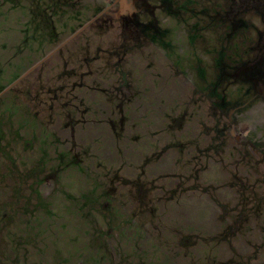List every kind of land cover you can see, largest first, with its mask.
I'll return each instance as SVG.
<instances>
[{
  "label": "rangeland",
  "instance_id": "obj_1",
  "mask_svg": "<svg viewBox=\"0 0 264 264\" xmlns=\"http://www.w3.org/2000/svg\"><path fill=\"white\" fill-rule=\"evenodd\" d=\"M104 9L0 0V118L36 131V148L17 141L15 154L29 166L43 157L51 178L40 190L62 214L35 220L30 206L0 201L22 217L11 230L27 245L42 239L14 250L7 237L0 261L150 264L122 246L124 230L139 229L178 237L176 264H264V137L237 119L264 111V0H134L127 26L98 17ZM191 198L215 205L208 226L166 232L168 208Z\"/></svg>",
  "mask_w": 264,
  "mask_h": 264
},
{
  "label": "trees",
  "instance_id": "obj_2",
  "mask_svg": "<svg viewBox=\"0 0 264 264\" xmlns=\"http://www.w3.org/2000/svg\"><path fill=\"white\" fill-rule=\"evenodd\" d=\"M9 91L4 93L8 94ZM2 94V95H4ZM43 109V105L39 106ZM24 115H33V110L21 109ZM43 114V113H42ZM39 117V116H38ZM13 117L4 116L0 118V196L6 194L5 198L0 197L1 202H8L13 204H19L24 207H31L34 212V217L38 218V215L43 214L46 218L50 220L59 217L60 214L51 203L52 198L55 194L50 196H45L41 186L47 181L48 172H46L47 167L45 162L40 158L37 163L33 164L35 166H29L24 158L18 157L15 153V142H21L24 144V152L34 150L36 148V142L31 140V136L36 134L35 130L30 131L28 136L25 134L24 125L21 122L23 118L17 119L19 122L15 121ZM38 133V132H37ZM1 165L2 168H1ZM5 168V169H3ZM23 189V190H22ZM21 191H24L22 193ZM21 192V193H20ZM24 208V209H26ZM22 218V217H21ZM21 218H17L15 215L12 219L8 217L5 212L0 213V254L4 252L3 247L8 243L7 237L11 236L12 244L14 250H17L19 246L22 248L26 246H31L35 248V243L42 239H37L33 242L25 243V236L19 233L14 227L17 228ZM29 248V247H28ZM31 248V249H32ZM35 254L24 256L26 260H22L24 264H42L44 261L41 258H35ZM68 258V257H67ZM0 264H4L0 261ZM22 264V263H21Z\"/></svg>",
  "mask_w": 264,
  "mask_h": 264
},
{
  "label": "clouds",
  "instance_id": "obj_3",
  "mask_svg": "<svg viewBox=\"0 0 264 264\" xmlns=\"http://www.w3.org/2000/svg\"><path fill=\"white\" fill-rule=\"evenodd\" d=\"M101 3L105 10L114 9L116 5L112 0H97ZM24 63H27L25 61ZM15 71V69H13ZM163 96H161V99ZM137 109H140V103H136L132 106V111L137 113ZM142 111V109H140ZM167 110V109H165ZM138 114V113H137ZM237 119L239 120L241 127H247L248 133L252 134L255 132L258 136L264 137V111H257L255 109L248 112L241 113ZM135 122V120H133ZM121 164H125V160H118L112 167H120ZM127 167V164H125ZM83 182V181H82ZM90 188L91 185L89 184ZM70 190L78 194V187L73 185ZM124 199H127L125 196ZM215 205L206 198L197 199H178L167 210V217L165 223L168 225L166 232L171 229L177 230L179 233L185 232H202V230L210 223ZM99 219V218H98ZM99 227H104V222L100 221ZM147 227V225H146ZM55 231V229H53ZM137 236L143 238V243L137 240ZM178 237L165 236L163 240L157 239L156 235L153 234L149 238L144 232L137 229V231L129 236L128 230L125 229L123 232L122 246L124 250L133 255V257L139 256L141 259H147L150 264H161V262H167V264H176L177 253L182 252L175 246V241ZM57 246H63V238H58L54 241ZM134 245H140V250ZM80 249L77 246L68 248V254L75 256ZM195 251V250H194ZM173 259H169V258ZM194 259L193 255H190L187 260H184V264H190V261Z\"/></svg>",
  "mask_w": 264,
  "mask_h": 264
},
{
  "label": "flooded vegetation",
  "instance_id": "obj_4",
  "mask_svg": "<svg viewBox=\"0 0 264 264\" xmlns=\"http://www.w3.org/2000/svg\"><path fill=\"white\" fill-rule=\"evenodd\" d=\"M128 3L127 0H118L119 3H117V0H113L112 2L116 5L119 4L118 8L114 9H108V10H103L102 13L98 17L103 16H108L109 20H125L124 22H127L131 20V18L135 15L138 14V11H136V14L133 11V1ZM130 19V20H129ZM125 23L124 26H127L129 23ZM9 89V88H8Z\"/></svg>",
  "mask_w": 264,
  "mask_h": 264
}]
</instances>
